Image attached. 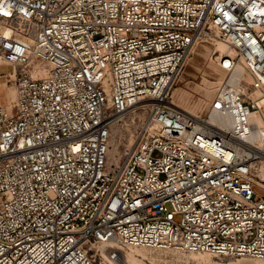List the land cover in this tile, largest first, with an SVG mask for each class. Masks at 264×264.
Returning a JSON list of instances; mask_svg holds the SVG:
<instances>
[{"label": "built area", "instance_id": "built-area-1", "mask_svg": "<svg viewBox=\"0 0 264 264\" xmlns=\"http://www.w3.org/2000/svg\"><path fill=\"white\" fill-rule=\"evenodd\" d=\"M200 42L204 115L172 100ZM0 66V264L264 259V0H0Z\"/></svg>", "mask_w": 264, "mask_h": 264}, {"label": "rangeland", "instance_id": "rangeland-1", "mask_svg": "<svg viewBox=\"0 0 264 264\" xmlns=\"http://www.w3.org/2000/svg\"><path fill=\"white\" fill-rule=\"evenodd\" d=\"M215 46L218 47V44ZM213 48L214 46L208 42L198 43L185 61L172 89L174 103L190 113L205 114L210 100L225 76V73L211 59ZM8 71L10 67L0 66V74ZM12 90L10 81L4 83V78L0 77L1 103H4L5 99L9 101L13 99ZM255 190L260 195H264V189L261 187ZM198 256L199 254L196 253L142 247L131 248L127 251L129 264H247L264 261L246 257H213L210 255L205 260H200Z\"/></svg>", "mask_w": 264, "mask_h": 264}, {"label": "bare ground", "instance_id": "bare-ground-1", "mask_svg": "<svg viewBox=\"0 0 264 264\" xmlns=\"http://www.w3.org/2000/svg\"><path fill=\"white\" fill-rule=\"evenodd\" d=\"M218 48L220 49V51H222V49H224L223 44L218 43ZM43 71L44 73L47 71L46 66H43ZM230 80H231L230 81L231 85L235 86L237 89L243 92H245L248 89V85H252L253 83L252 78L248 74L243 73L240 69H237L235 72L232 73ZM12 92H13V97H14V91L12 90ZM117 150H118V147L116 143H113L111 152H116ZM258 176H259L258 183L260 187H264V168L261 169V172H259ZM207 256L208 254L206 253H199L198 259L205 260ZM126 257H127V254H126ZM127 260H128V257H127ZM258 260H264V259H258ZM247 264H264V261L250 262Z\"/></svg>", "mask_w": 264, "mask_h": 264}]
</instances>
